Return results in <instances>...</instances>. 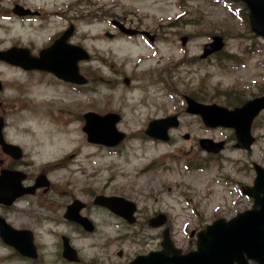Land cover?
Instances as JSON below:
<instances>
[{
    "label": "rangeland",
    "instance_id": "374dc122",
    "mask_svg": "<svg viewBox=\"0 0 264 264\" xmlns=\"http://www.w3.org/2000/svg\"><path fill=\"white\" fill-rule=\"evenodd\" d=\"M21 3L41 15L52 10L75 18L73 40L91 59L81 64L89 80L81 88L57 82L44 71L0 66V82L5 83L0 90L3 134L24 152L17 163L0 152V168L16 165L32 178L44 173L51 184L47 193L22 198L11 208L0 206V215L13 227L32 230L39 254L29 261L0 241V264H63L61 234L70 236L78 248L80 264H118L134 249L139 252L137 243L120 246L118 237L124 231L96 209L85 210L97 223L95 235L81 237L63 220L65 205L75 198L91 204L94 195L117 194L134 201L139 208L135 231L146 217L161 211L167 215L165 226L173 242L184 251L194 248L192 229L249 207L236 183L251 181L252 161L264 166V111L255 119L256 140L246 153L232 146L231 130L207 129L196 115L185 112L184 99L190 95L205 103L235 106L263 93L264 39L250 31L240 2L0 0V41L21 32L9 18L16 5L25 8ZM112 18L156 33L158 40L108 39L104 32L112 31ZM214 34L224 39V48L199 58ZM182 36L188 38L184 47ZM90 111L122 115L117 128L127 136L121 145L107 149L86 141L81 128L83 114ZM172 114L178 115L179 124L170 142L146 138L148 120ZM203 137L226 142L217 156L221 162L205 166V154L197 144ZM142 232L154 233L148 226ZM103 239L115 244L103 245ZM119 249L122 258L116 255Z\"/></svg>",
    "mask_w": 264,
    "mask_h": 264
},
{
    "label": "water",
    "instance_id": "95a60500",
    "mask_svg": "<svg viewBox=\"0 0 264 264\" xmlns=\"http://www.w3.org/2000/svg\"><path fill=\"white\" fill-rule=\"evenodd\" d=\"M248 9V21L252 32L256 35L264 37V0H241ZM120 30L126 33H135L136 30L122 28L119 24ZM111 37L109 33H106ZM222 47V39L220 36H213L212 42L205 45L202 56L210 54ZM50 48L40 54L42 59L35 61L36 68L48 70L60 78L70 81H77L83 83L85 80L75 75L73 64L76 59H87V53L81 48L77 47L74 51L67 45L63 48L60 58L61 66L57 64L49 53ZM59 52V51H58ZM6 53H2L0 58L8 59ZM17 62H22V60ZM24 67H34L29 64V61H23ZM264 107V96L255 98L243 104L241 107L228 109L216 104H202L188 98V106L186 111L199 114L206 126H226L232 127L235 131L237 143L236 147L249 150L253 137L250 134V126L252 119ZM89 114H86V121ZM98 117V116H97ZM100 121L109 122L108 131L115 133V137L107 136L105 133L100 136V130L90 133L87 126L84 130L88 134V140L96 141L97 138L106 139V144H115L123 137V134L115 130L114 124L117 121V116L108 114L106 116L98 117ZM177 125L176 116L167 117L161 120H155L148 124L146 133L155 138L167 140V129ZM2 120L0 119V144L3 151L9 153L14 158L20 156L18 148L5 144L1 135ZM103 129V128H102ZM117 133V134H116ZM111 139V140H108ZM201 145L208 151H218L222 143L212 145L210 141L203 139ZM16 150H14V149ZM256 171V177L252 186H244L243 191L248 196L254 199L251 209L245 210L236 214L229 220L222 218L213 221L211 225L206 226L205 230L197 233L196 250L181 254L180 249L173 246L166 232L163 235L162 247L163 249L150 253L147 256H137L128 264H248L247 260L252 259L258 264H264V168L257 164H253ZM0 175V199L4 202L10 203L12 200L21 194L33 192L36 186H46L48 181L44 175L36 178L35 186L25 189L21 187L20 180L23 175H19L12 171H3ZM19 177V178H18ZM96 203L99 205H115L117 201L124 202L129 205V213L133 211L134 204L132 202H125L115 196H97ZM78 202L70 205V217L76 216ZM124 215V214H123ZM126 216V215H124ZM77 217V216H76ZM161 223L164 220L163 215H159ZM84 221V219H81ZM132 218L130 222H132ZM0 237L2 240L16 248L20 253L35 257V247L32 243V234L26 230H15L9 226L3 218L0 217ZM72 250L67 244L64 246V254L70 255L66 258L75 260Z\"/></svg>",
    "mask_w": 264,
    "mask_h": 264
},
{
    "label": "flooded vegetation",
    "instance_id": "af4514ba",
    "mask_svg": "<svg viewBox=\"0 0 264 264\" xmlns=\"http://www.w3.org/2000/svg\"><path fill=\"white\" fill-rule=\"evenodd\" d=\"M24 6L25 8H27V5H24ZM32 9L35 12V16H39V18H36L35 16H29V17L15 16L17 19H20L22 21H30V24L28 28L21 25L20 26L21 32L14 33L10 35L11 37L9 36L7 38H4L2 41H0V50H6V49H9L10 47H21V48L24 47L28 49L30 55L37 56L39 51L42 48L48 46L51 43V41L57 39L60 36V34L63 32V30H65L66 25H67L66 15H64L61 18V20H58L55 23H51L46 20L45 14L41 15L40 11L34 8ZM74 34H75V30H74ZM156 39H157V36L155 34L154 41ZM10 40L12 42L14 40L15 43L5 45L7 41L8 43H10ZM0 66L6 67V68H17V69L19 68L7 62H4V61H0ZM30 72L34 73L36 71L33 70ZM4 84H5L4 82L2 84L0 82V90H2V88L4 87ZM87 207L88 206H86L84 211L87 210ZM103 212H105L107 215L113 218H116L109 211L103 210ZM116 219H119V222L121 223L122 227L125 226L122 223V220L120 218H116ZM144 228H146V226L143 223L140 229L138 230V232L136 233V235L141 237L140 242H139L140 244L139 253H142V254L147 253L151 250L159 249L160 244H161V230L160 229H159L160 232L159 231L157 232L158 229H154V230L152 229L154 233L148 236L146 233L144 234L142 232ZM122 242H124V240ZM102 244L110 246V244H108V240H106L105 242H102ZM134 251L136 252L137 250L134 249ZM129 258H127V260ZM127 262L124 261L121 264H126Z\"/></svg>",
    "mask_w": 264,
    "mask_h": 264
},
{
    "label": "bare ground",
    "instance_id": "6f19581e",
    "mask_svg": "<svg viewBox=\"0 0 264 264\" xmlns=\"http://www.w3.org/2000/svg\"><path fill=\"white\" fill-rule=\"evenodd\" d=\"M160 248H162V249H163V247H160ZM162 249H161V250H162Z\"/></svg>",
    "mask_w": 264,
    "mask_h": 264
}]
</instances>
